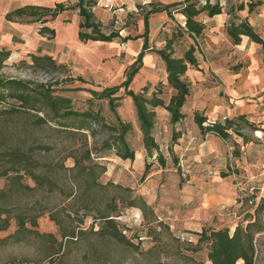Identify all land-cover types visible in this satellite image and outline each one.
Wrapping results in <instances>:
<instances>
[{
    "label": "trees",
    "instance_id": "obj_1",
    "mask_svg": "<svg viewBox=\"0 0 264 264\" xmlns=\"http://www.w3.org/2000/svg\"><path fill=\"white\" fill-rule=\"evenodd\" d=\"M98 3L99 0H76L74 4L58 2L53 6L25 4L5 15L10 22L38 23L39 33L53 39L56 29L50 23L65 12L78 11L81 18L78 35L83 43L144 40L135 61L125 71V80L92 92L93 97L87 100L88 107L83 110L74 108L71 97L56 93L54 85L59 83L57 81L43 83L31 78L3 75L11 50L0 46V178L5 180L0 187V232L8 230L13 221L16 223V230L0 239V244L24 242L28 236L46 239L44 259L49 264H65L63 249L68 242L77 241L81 234L86 233L83 226L88 218L93 220L90 231L100 239H110L138 249L124 233L117 218L127 208L138 207L146 211L149 205L143 196L134 194L132 188L111 180L102 181L108 171V164L104 161L109 162L111 154L122 160L134 161L136 158V150L129 139L133 124L122 119L118 107L126 97L132 99L144 148L151 156L156 151L160 165L165 168L166 159L154 134L156 109H165L173 125L186 117L183 106L191 93V84L185 75L189 68L198 67L199 60L194 45H189L182 56H175L174 44L183 36L199 38L204 35L206 25L199 16L207 14L213 17L226 11L230 15L226 33L233 45H240L243 37H248L251 42L264 46V37L248 17L241 15L246 7L244 2H237L226 9L220 2L202 3L199 0L168 5L150 3L151 8L144 16L145 31L135 37H122L114 29L107 31L94 12ZM258 4L250 3L249 12ZM139 7L142 8L141 5ZM162 11L172 19L174 12L181 13L186 21L184 26H176L164 48L157 49L150 45L149 17ZM149 51L157 53L165 64L167 82L173 90L168 101L161 97V88L150 95L149 85L138 92L131 89V83L143 67L144 56ZM29 56L30 61L24 59L13 65L33 72H60L66 74V81L76 79L85 82L81 76H67L70 74L68 65L51 55ZM100 101H107L113 121H108L103 114V102ZM194 120L203 136L215 135L224 140L233 134L240 136L244 130H260L245 114L209 121L208 117L196 111ZM176 138L174 133L173 139ZM69 159L73 161L72 166L66 165ZM173 160L178 163L177 157ZM151 166V162L146 163L143 178L149 175ZM256 197L252 194L245 201L255 205ZM263 211L264 196L256 204L253 214H248L233 231L226 226L192 232L199 244H207L208 264H257L255 239L264 233ZM44 215L59 227L60 241L54 234L39 232V218ZM96 226H99L97 230Z\"/></svg>",
    "mask_w": 264,
    "mask_h": 264
},
{
    "label": "rangeland",
    "instance_id": "obj_2",
    "mask_svg": "<svg viewBox=\"0 0 264 264\" xmlns=\"http://www.w3.org/2000/svg\"><path fill=\"white\" fill-rule=\"evenodd\" d=\"M10 3L9 0H0V20L3 19V13ZM157 3L161 2L157 1ZM230 5L232 3H229L227 8ZM141 6L142 8L138 6L137 10L133 12L125 10L119 17L111 14L112 10L103 6L102 9L111 14L109 20L104 23L107 31L114 29L118 30L121 36H138L143 17L151 8L148 4H141ZM76 14V11H70L64 15L63 20L71 21ZM176 16L177 12H174L173 19L169 18L158 31L151 32L150 44L154 48L165 47L167 38L172 36L176 26L180 25ZM50 25L54 26L51 23ZM0 29L6 31L7 25L1 22ZM73 33V28L69 31L61 30L60 40L64 37L71 38ZM20 38V34H15L9 42V46H17L20 43ZM116 42L121 43L120 40H116ZM130 44L134 45L136 41L132 39ZM44 46L52 49L54 45L53 42H47ZM187 47V38L183 36L174 44L175 56H182ZM129 48L124 43L121 48L104 49L107 55L102 60L93 57L91 65L88 67L81 65L83 63H80L79 58L74 56L77 60L75 67L66 63L70 69V74L67 76L73 78L81 76L85 82L76 79L66 81V74L60 72H33L25 67L14 66L12 61H8L2 74L31 78L43 83L57 81L59 83L54 85L56 93L71 97L74 108L83 110L88 107L87 100L93 97L92 92H99L125 80V71L136 58ZM90 51L88 50L89 53ZM27 60L30 61V58ZM159 60L162 61V59ZM248 67L249 63L246 59L237 62L235 58L231 63V71L241 73L242 79H246ZM214 81L221 84L218 79ZM146 85H149V95L154 90L161 88L163 91L161 97L166 101L170 99L173 90L167 82L164 62L152 65L146 72L142 69L135 76L131 88L138 92ZM122 93L123 91L120 92V94ZM221 95L226 99H232L231 91H221ZM236 100L231 101L234 104L237 102ZM242 100L244 105L247 104V100L256 103L255 109L245 115L260 128V135L257 132L244 130L240 136L233 134L225 142L222 141L219 146L207 144L203 147H201L202 138L199 137V143L192 149L180 150L175 147V143L178 142L185 130L175 131V126L174 128L170 127L166 118L157 117L156 123L158 124L155 126L154 134L160 145L161 153L166 159L165 168L160 165L156 151H153V156L143 154L135 163L126 166L118 161L114 154H111L110 159H115L118 163L110 166L103 175L102 181L106 183L111 180L132 188L134 194L143 196L149 205V209L146 211L138 207L127 208L123 215L117 218L124 233L138 246V249L123 246L110 239H100L90 231L93 220L88 218L83 226V229H87L86 233L81 234L77 241L68 242L64 247L65 264H208L207 244H199L198 239L194 243L182 241L179 239L180 234L194 232L189 231L187 227L193 226L190 222L197 220L202 221V227L205 226L203 228L206 229L229 226L233 231L248 214H253L256 204L264 196V96L248 97L245 95ZM100 102H103L102 112L107 120L113 121L114 116L109 110L107 101ZM118 112L123 120L133 124V131L129 137L133 148L136 151L143 149V135L139 129L132 99L126 97L122 105L118 107ZM187 127L188 125H185V128ZM174 133L177 135L176 140L173 139ZM242 139H245V143ZM175 157H177L178 163L174 162ZM104 162L109 164L110 160ZM147 162H151L152 166L149 175L143 178ZM66 165L72 166L73 161L69 159ZM209 171H212L213 174L207 173ZM184 173L186 177L183 176ZM191 180L194 182L187 185ZM4 183L5 180L0 178V187ZM232 184L237 188L238 203L236 205L232 206L231 203H226L227 201L222 203V201L220 205L203 207L204 198L199 194L201 190L207 188V193L217 195L221 200L220 196L226 198L227 195L223 191L224 187L226 188L227 185L232 187ZM252 194L257 196L254 200L255 205L245 201ZM217 196L210 198L215 201L218 200ZM98 228L99 226H96L95 229ZM15 230L16 223L13 221L8 230L0 232V239L7 237ZM38 230L41 233L54 234L59 241L61 240L59 227L48 215L39 218ZM255 240L258 248L257 264H264V236L257 235ZM46 248V239H37L34 236H28L26 241L20 243L0 244V264H49V261L44 259Z\"/></svg>",
    "mask_w": 264,
    "mask_h": 264
},
{
    "label": "crops",
    "instance_id": "obj_3",
    "mask_svg": "<svg viewBox=\"0 0 264 264\" xmlns=\"http://www.w3.org/2000/svg\"><path fill=\"white\" fill-rule=\"evenodd\" d=\"M9 1L11 3L3 13V19L0 20V23L2 22L7 25L6 31H2L0 29V46H5L11 50V56L8 61H12V64L24 59H29L30 54H47L53 56L59 62L68 63L71 67H75L76 65L75 62L77 60L76 58H74L75 56L79 58L80 63H83L81 65L88 67L91 65V59H93V57H98L102 60L107 55V52L104 51V49H113L115 47L121 48L122 45H124V43H119L116 41H90L88 43L81 42L78 35L79 24L81 21L78 11H76L77 14L73 16L71 21L63 20L64 15L70 12L68 11L61 14L55 21L51 22V24H54V26L52 27L56 29V35L53 39H49L39 33L38 23L10 22L5 18V15L10 10L16 7L23 6L25 4L53 6L58 2L74 4L76 0ZM157 1H160L161 3H157ZM183 1L185 0H99L98 5L94 8V12L98 19H100L103 23H106L111 17V14H115L117 15V17H119L123 15L125 10L129 12L137 10V7L141 4L149 5L150 3H156L168 5ZM199 1L202 3H205L206 1H210L211 3L220 2V4L225 7V9L229 5V3L234 4L237 2H244L246 4V7L245 10L242 11L241 15L244 17H248L250 23L264 37V0ZM253 2H259L260 4H258L252 12H249V4ZM107 5H109L110 7L108 9L112 10L111 14L105 12L102 9L103 6L106 7ZM150 16H152L151 20L149 17V35L151 36V32H153L154 30L158 31L160 26L168 21L169 16L166 11L154 13ZM176 17H178L180 25L184 26L186 21L185 16L181 13H177ZM199 19L202 20L206 25L204 35L199 38L191 37L189 35L186 36L188 46L194 45L196 47L197 57L199 60L198 67L189 68L185 75L186 80L191 84V93L187 99V102L183 106V112L186 114V117L181 122L173 125L170 122V114L165 109H156L157 117L166 118L168 120L167 124H169L170 127L173 126L174 128L175 126V131H180V129L181 131L185 130V132H183L179 137L178 142L175 143V147L179 148L180 150L184 148L185 150L192 149L194 145H197L199 143V137L202 138L201 147L207 144H209V146H219L222 141H226L215 135L203 136L194 120V112L198 111L200 114L208 117L209 121H222L226 118L232 119L235 118L237 114H245L255 109L254 106L256 105V103H252V101L247 100V104L244 105V102L242 100L243 96H264V46L262 44L251 42L248 37H243V41L240 45H233L226 33V25L230 19V15L226 13V11L213 17L207 14H201L199 16ZM71 28L74 29L73 36L71 38L64 37L62 40H60L61 30L69 31ZM144 31L145 21L143 17L141 31L138 36L142 35ZM15 34H20V43L15 47H10L9 42L13 39V36ZM131 41L132 39L125 42V44L130 47V52L132 54H135L137 57L143 47L144 40L143 38L133 39V41H136V44L134 45L130 44ZM47 42H53L54 46L52 47V49L44 46V44ZM151 47L154 46L151 45ZM88 50H91L90 53L88 52ZM235 58L237 59V62L242 61L243 59H246L248 61L249 67L247 70L246 79H242L241 73H235L231 71V63L235 60ZM159 59L161 58L154 51L147 52L144 56L143 67L141 68V70L143 69V71L146 72V70L150 69L152 65L157 64L158 62L163 64V61ZM215 79L221 81V84H218L216 81H214ZM221 91H231V100L237 99V102H234L233 104L231 100L224 98L221 95ZM250 103H252V105H250ZM187 121L189 122L188 124L186 123ZM157 124L158 123H156V125ZM185 125H188V127L185 128ZM242 140L243 142L245 141V139ZM236 142L240 143L238 140ZM143 154H149L145 148L136 151V158L134 161L122 160L118 157L117 159L118 161L123 163L124 166H126L127 164L130 165L132 163H135L140 157H142ZM109 160L110 162L108 164V169L112 164L118 163L115 159ZM194 180L189 181L187 185L193 183ZM233 186L234 185L232 184V187L228 185L226 186V188L224 187L223 191L226 192L227 195L226 198L220 196L221 200L219 199V196L214 194L212 195L209 192L207 193V188L201 190L199 192L200 196L203 197L204 200L205 198H207L206 201L203 200V207L208 208L213 207L214 205H220L222 201V203L227 201L226 203L229 202L232 206L236 205V203H238L236 199L237 188ZM211 196H217L218 200H215V202L212 198H210ZM190 223H192L193 226L187 227L189 231L191 230L194 232H201L203 229H205L203 228L205 226L202 227V221L200 220ZM261 236H264V233L259 237Z\"/></svg>",
    "mask_w": 264,
    "mask_h": 264
},
{
    "label": "built area",
    "instance_id": "obj_4",
    "mask_svg": "<svg viewBox=\"0 0 264 264\" xmlns=\"http://www.w3.org/2000/svg\"><path fill=\"white\" fill-rule=\"evenodd\" d=\"M107 8H110L109 5L106 6ZM209 174H213L212 171L207 172ZM184 177H186V174H183ZM263 218H264V212H263ZM179 239L188 243H194L197 241V236L192 232H182L179 236Z\"/></svg>",
    "mask_w": 264,
    "mask_h": 264
},
{
    "label": "bare ground",
    "instance_id": "obj_5",
    "mask_svg": "<svg viewBox=\"0 0 264 264\" xmlns=\"http://www.w3.org/2000/svg\"><path fill=\"white\" fill-rule=\"evenodd\" d=\"M258 134L260 135V134H261V132H258Z\"/></svg>",
    "mask_w": 264,
    "mask_h": 264
}]
</instances>
